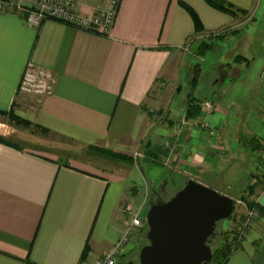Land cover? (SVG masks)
<instances>
[{
    "label": "crops",
    "instance_id": "1",
    "mask_svg": "<svg viewBox=\"0 0 264 264\" xmlns=\"http://www.w3.org/2000/svg\"><path fill=\"white\" fill-rule=\"evenodd\" d=\"M224 1L234 14L205 0H121L107 35L53 19L32 27L11 6L0 12L1 111L81 148L143 154L101 171L76 149L66 148L64 159L44 144L0 143V264H95L120 240L134 206L147 209L151 191L166 192L176 178L174 192L188 179L206 185L202 178L233 160L247 161L250 198L264 208V134L255 132L264 125V0ZM105 2L78 0V11L90 15ZM30 61L55 75L54 93L42 103L18 93ZM193 102L198 114L186 117ZM8 126L0 134L31 141L22 126ZM167 139L177 145L165 166ZM224 264H264V214Z\"/></svg>",
    "mask_w": 264,
    "mask_h": 264
},
{
    "label": "water",
    "instance_id": "2",
    "mask_svg": "<svg viewBox=\"0 0 264 264\" xmlns=\"http://www.w3.org/2000/svg\"><path fill=\"white\" fill-rule=\"evenodd\" d=\"M235 200L194 179H188L167 200L150 203L146 214L148 244L140 249L141 264H207V240L216 223L228 218Z\"/></svg>",
    "mask_w": 264,
    "mask_h": 264
},
{
    "label": "built area",
    "instance_id": "3",
    "mask_svg": "<svg viewBox=\"0 0 264 264\" xmlns=\"http://www.w3.org/2000/svg\"><path fill=\"white\" fill-rule=\"evenodd\" d=\"M120 3L121 0H106L104 4L96 6L92 14L86 15L78 11V0H34L33 4H27L26 0H13L11 2L0 0V12H5L7 6H11L13 9L25 12L26 22L32 27H39L44 21L53 19L79 29L107 35L114 25ZM228 31L225 29L214 32L207 37H211V40H213L221 32L225 33ZM54 86V73L30 61L24 70L18 87V93L33 98L37 103H42L54 93ZM203 105L209 111H213L214 109L207 101L203 102ZM182 124H184V120H182ZM203 126H207V124L204 123ZM176 145L177 140H166L163 160L165 166H168L170 160L173 159ZM142 156L143 154L140 152L135 153L136 158ZM257 216L258 212L256 210H249L247 216L241 222V227L236 235L233 248L243 236L245 229ZM145 227L146 216H142L140 211H138L133 215L116 245L98 257L95 264H116L118 257L123 253L130 238L137 234L138 231L145 229Z\"/></svg>",
    "mask_w": 264,
    "mask_h": 264
},
{
    "label": "rangeland",
    "instance_id": "4",
    "mask_svg": "<svg viewBox=\"0 0 264 264\" xmlns=\"http://www.w3.org/2000/svg\"><path fill=\"white\" fill-rule=\"evenodd\" d=\"M230 32V31H229ZM220 33L216 38H219L221 35L229 33ZM208 40H211V37H207ZM185 88V87H184ZM181 117V116H180ZM6 124V126H4ZM9 124H12L10 120L6 117H0V130L4 131L5 129H11ZM21 132H25L28 135V138L31 141H28L27 143L21 142L16 139H11L7 136H4L5 138L11 140L14 143L17 144H22L28 147H37L40 146V144L44 149L48 148L49 150L53 153H55V156H62V158H66V152L65 149L68 148L69 150H79V153H76L78 155L83 156L85 161L90 163L91 165L95 166L96 168H99L101 171L105 170H112V169H117L120 166H123L124 163H129V161L125 160H120V159H115L108 157L101 152L89 148V147H83L79 146V144L75 143L74 141L64 138L62 136H59L54 133H44L39 130H36L34 128H26V127H20L18 128ZM255 132L258 133H263L264 134V125L258 126V128L255 130ZM2 135V134H1ZM264 136V135H263ZM37 138V139H36ZM44 138V139H43ZM32 142L38 143L35 145ZM261 147L263 145L260 144ZM99 147V146H98ZM231 148H234L235 145L231 144ZM80 148V149H78ZM235 149V148H234ZM262 149V148H261ZM264 151V150H263ZM245 153V152H244ZM73 154V153H72ZM129 156V155H128ZM245 156V154H244ZM133 158L135 157V153L132 154ZM240 159V158H239ZM225 171L221 172L219 175H217L214 178L204 179V181H207L208 184H206L208 187L225 194L235 200L234 203V208L232 210L231 215L223 220H220L216 223L215 226V233L213 235L210 247L212 249V253L214 254L222 245L224 242H229L231 238L235 235H237L239 228L241 227V222L242 220L247 216L249 209L246 206V201L251 199L250 196L247 195V186L250 185L252 182V176L249 177V184H248V178L245 175V171L247 169V161H241V160H233L231 162H228L225 166ZM261 169V167H259ZM264 179V178H263ZM175 185L170 184L169 188L164 191L163 193L158 192L157 195L155 193L153 194V191H151L149 198L150 202L152 203L154 200H167L169 199L175 192H174V187H179L181 182L179 179L176 178ZM255 183V182H254ZM160 186L159 181L153 185V188L155 190H158ZM253 195V194H252ZM251 195V196H252ZM141 205V202H138L134 208L131 211V216L129 218H126L128 221L132 219L133 215L136 214L139 210V207ZM149 205L147 206V209H143L142 211V216L147 214V211L149 209ZM145 213V214H143ZM129 221V223H130ZM148 244V240L146 238V232L145 229H142L137 232L134 236L130 238V241L126 245L127 248H130L129 250H126V252L122 253L121 255L123 256L124 254L128 253H134L135 259H138V255L140 253V249ZM125 247V248H126ZM120 255V256H121ZM121 256V257H122ZM133 257V258H134ZM128 264H141L140 261L136 262H129ZM215 264V263H212Z\"/></svg>",
    "mask_w": 264,
    "mask_h": 264
},
{
    "label": "trees",
    "instance_id": "5",
    "mask_svg": "<svg viewBox=\"0 0 264 264\" xmlns=\"http://www.w3.org/2000/svg\"><path fill=\"white\" fill-rule=\"evenodd\" d=\"M209 5H211L212 7L219 9L221 11L227 12L229 14H234L235 10L234 8L229 5L227 2H225L224 0H205ZM183 5V7L191 14V17L193 18L194 21V25H195V30L201 31L202 26L201 23L198 19V16L196 15V13L185 3H181ZM209 44L207 42H205V46H208ZM198 109H199V105L195 102L190 103L187 107L186 110V117H190V116H196L198 114ZM0 114L1 115H6L8 116L10 122H12L14 125L17 126H22V127H26L29 128L31 126H33L32 122L22 118L21 116L15 114V112L13 110H11L10 112H5V111H1L0 110ZM36 129H39L43 132H48L49 130L40 126V125H34L33 126ZM0 143L3 144H9V145H16L14 144L11 140L5 138L3 135L0 134ZM89 148H93L99 152H101L102 154L111 157V158H115V159H120V160H125V161H131L132 157L128 156L127 154H121L118 152H114L112 150L106 149V148H102V147H98V146H89ZM262 148L264 149V144L262 145ZM254 189H255V183L250 184L247 186V195L251 196L254 193ZM246 206L249 210H256L258 212V214H264V208L259 205L254 199H249L246 201ZM236 236L234 235L231 240L229 242H224L223 245L213 254L212 256V260L207 263V264H224L227 259L228 256L233 248V244L235 242Z\"/></svg>",
    "mask_w": 264,
    "mask_h": 264
},
{
    "label": "flooded vegetation",
    "instance_id": "6",
    "mask_svg": "<svg viewBox=\"0 0 264 264\" xmlns=\"http://www.w3.org/2000/svg\"><path fill=\"white\" fill-rule=\"evenodd\" d=\"M155 195H157V194H155ZM158 200V199H157ZM160 200V199H159ZM154 201H156V200H154ZM212 238H213V236L212 237H210L208 240H207V244L210 246V244H211V241H212ZM149 243V242H148ZM134 257V253L132 252V253H128V254H124L120 259H119V261H118V264H128L129 262H136V261H139V255H138V259H135V257Z\"/></svg>",
    "mask_w": 264,
    "mask_h": 264
}]
</instances>
